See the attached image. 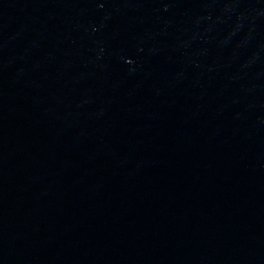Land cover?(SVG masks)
I'll use <instances>...</instances> for the list:
<instances>
[{
  "label": "water",
  "instance_id": "water-1",
  "mask_svg": "<svg viewBox=\"0 0 264 264\" xmlns=\"http://www.w3.org/2000/svg\"><path fill=\"white\" fill-rule=\"evenodd\" d=\"M0 264H264V0H0Z\"/></svg>",
  "mask_w": 264,
  "mask_h": 264
}]
</instances>
